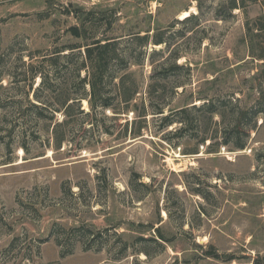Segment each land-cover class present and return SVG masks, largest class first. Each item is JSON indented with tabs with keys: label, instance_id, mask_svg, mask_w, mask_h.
Masks as SVG:
<instances>
[{
	"label": "rangeland",
	"instance_id": "374dc122",
	"mask_svg": "<svg viewBox=\"0 0 264 264\" xmlns=\"http://www.w3.org/2000/svg\"><path fill=\"white\" fill-rule=\"evenodd\" d=\"M225 2L0 0V264L264 263V0H246L231 14L223 6L220 16ZM82 24L88 40L118 37L131 57L125 69L140 83L137 111L121 122L145 125L141 135L116 137L124 124L107 111L113 135L98 114V126L83 131L79 121L64 131L72 139L59 149L30 120L29 130L8 136L33 99L29 85L40 81L28 64L79 44L65 31ZM146 33V45L129 41ZM155 37L165 42L154 44ZM205 101L224 119L192 107ZM184 106L191 128L182 131L179 115L169 126L161 115L142 117L144 109L166 115ZM82 107L89 110L84 100ZM240 112L243 149L233 130ZM44 113L63 119L61 111ZM199 123L214 135L204 144Z\"/></svg>",
	"mask_w": 264,
	"mask_h": 264
},
{
	"label": "trees",
	"instance_id": "16d2710c",
	"mask_svg": "<svg viewBox=\"0 0 264 264\" xmlns=\"http://www.w3.org/2000/svg\"><path fill=\"white\" fill-rule=\"evenodd\" d=\"M249 1L254 2L255 0ZM245 3L246 0H226L225 5L219 6L217 14L223 16L221 13L223 6L226 7L228 14H231L234 9L245 8ZM186 11L184 10L180 14H184ZM190 16L188 15L185 18ZM258 20H262L259 28L264 30V17ZM65 32L79 39L80 43L62 47L51 54H41L39 55L41 58L36 64H28L26 72L30 73L31 78L39 75L40 81L34 89L32 84L29 85L33 99H27L28 91H26L27 103H25L23 113L18 118L13 119L12 124L8 127L7 131H10L8 136H11L12 131H16V127H18V131L29 130L30 128L27 125L30 120L38 127V131H50L49 137L52 138L53 147L54 149H59L64 142H69L72 139L64 131H73L74 126L79 121L85 124L82 130L88 131V128L98 126V114L102 116H100L102 119L100 118L101 125L99 126L103 128V132L113 135V130L104 122L105 117H107V111L112 113L110 118L116 120L119 125L124 124V130L119 132L116 137L121 139L128 136L133 138L140 136L145 125L136 126V120H132L131 128L129 129L128 119L125 118L124 122H121V117L128 115L130 111L133 114L137 111L136 96L140 89V83L135 76V71L125 69L127 68V64L132 61L131 57H127L124 54V50L121 47L122 41L118 37L106 34L88 40L89 37L84 24L81 27H67ZM148 39L149 35L147 33L142 36L135 34L129 41L142 40L144 42L143 45H146ZM151 41L154 44L165 42L162 37H155ZM79 48H83L84 52L83 55L77 57L76 53L73 52ZM66 50L69 51L65 52ZM261 58L264 59V56L261 55ZM45 66L48 69H45ZM260 69L261 73L264 74V61ZM61 71L63 77L59 75ZM82 72H84L83 75ZM49 74L53 75L52 79L49 78ZM152 86V83L147 84L149 96L152 93V90H150ZM83 100L87 102L89 108L87 111L82 107ZM192 107L197 110L205 109L210 115L211 120L214 115H218L221 120L224 119L222 111L218 107H215L211 101H205L198 107L192 105ZM46 110H50L53 113L61 111L63 119L58 120L54 115H46L44 113ZM188 111L189 107L184 106L176 111L170 110L168 114L163 115V108L156 107V109H151L150 113L148 109H144L142 117L145 120L148 114L161 115V119L165 121L164 126H169L176 122L174 115H179L178 122L180 123V127L178 131H182L191 128V122L186 117L181 116L186 115ZM255 113L257 112L254 111ZM242 114L243 112H240V116L233 127L234 136L238 137L236 144L240 149H243L245 146L243 139H240L238 135L241 129ZM51 123L53 125L49 129L48 127ZM214 124L217 127V121H214ZM199 128L201 134H203L200 139L201 144H204L207 139L211 140L213 138L214 135H207V131H205L204 126L200 123ZM228 131L226 128L221 131L223 133V145L229 142L228 135L230 132ZM213 132L217 134L219 131ZM5 146L9 148L10 143L6 142ZM21 148L24 153H30V148L26 141L21 142ZM213 151L218 150H211L209 148V152ZM184 153H197V151H185ZM159 236L163 239L161 235ZM208 256L212 257L214 255ZM253 264L264 263H259L257 259H254Z\"/></svg>",
	"mask_w": 264,
	"mask_h": 264
},
{
	"label": "bare ground",
	"instance_id": "6f19581e",
	"mask_svg": "<svg viewBox=\"0 0 264 264\" xmlns=\"http://www.w3.org/2000/svg\"><path fill=\"white\" fill-rule=\"evenodd\" d=\"M191 11L193 12H195V7H193V6H191ZM188 11H186V12H184V14H181V15H185V16H187L188 15ZM84 103L86 104V100H84Z\"/></svg>",
	"mask_w": 264,
	"mask_h": 264
}]
</instances>
